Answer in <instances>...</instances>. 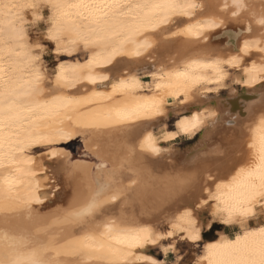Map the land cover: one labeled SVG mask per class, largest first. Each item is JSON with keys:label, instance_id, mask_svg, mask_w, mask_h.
<instances>
[{"label": "bare ground", "instance_id": "bare-ground-1", "mask_svg": "<svg viewBox=\"0 0 264 264\" xmlns=\"http://www.w3.org/2000/svg\"><path fill=\"white\" fill-rule=\"evenodd\" d=\"M217 1L215 5L219 14L207 13L209 0H195L202 7L194 10L195 15L191 19L173 17L169 24L154 32H145L137 37L136 45L129 44L114 55L111 47L90 46L86 59L60 61L51 77L40 61L35 65L43 77L41 99H48L50 95L83 98L93 93L111 94V86L120 80H135L143 87L112 94L111 101L93 98L97 99L96 103L66 109V115L71 116V120L64 118L48 122V127L42 131L50 137L51 143L35 145L25 153L33 158L34 163L30 167L38 173L33 178L34 182H38L34 189L35 198L30 202L25 198L31 189L17 184L9 191L3 184L4 173L0 171V260L27 255L33 249L47 248L49 251L43 258L53 264H93L83 257L58 256L56 253L70 251L77 239L87 232L99 235L105 231V223L112 221L120 229L147 228L154 237L164 238L155 245H145L143 252L134 250L137 255L151 256L164 262L153 254V249L161 244L163 253H166L164 249L168 246L162 241L172 239L175 242L178 239L195 245L203 243L202 252L194 263L202 264L201 258L206 254L208 245L234 241L237 236L243 235L246 227L250 230L264 226V223L246 226L250 218L241 224L238 218L230 219L221 210L225 206L224 201L236 195L223 186L228 185L231 176L244 166L252 151L250 145L257 139L258 127L264 120V96L260 94L264 89H261L264 72L255 74L256 79L252 82L250 74L245 71L252 67V61L258 67L261 65L257 49L264 48V26L257 21L264 17V0H242V8H237L233 0ZM2 2L13 4V0ZM9 11L15 13L16 10L0 9L3 13L0 14V21L7 19ZM36 12L37 15L42 14L41 11ZM233 12L237 15L234 16ZM22 15L25 40L12 41V47L15 52H21L16 44L26 43L32 48L33 55L40 56L29 33V18L24 12ZM242 15L248 16L261 33L249 34L250 22L231 32V19ZM209 20L213 24H205L199 37L183 31L188 24ZM0 27L4 28L0 34V48H3L8 39L7 24H0ZM221 36L226 37L223 38L225 41L212 46L213 40ZM145 37L150 47L143 46ZM210 40L212 42L207 43ZM254 40L260 43L250 46L247 54L240 51L245 41ZM207 47L225 54L206 53ZM59 50L71 54L75 46L64 43ZM137 50L141 53L138 56L134 54ZM167 51L172 52L165 54L166 59L163 55L165 60H162L161 54ZM109 56L111 62L104 63ZM237 56L240 57L238 66L227 63ZM94 58L100 61V65L89 68L88 62ZM22 59V55L13 56L14 61ZM194 60L215 67L199 69L203 79L198 83H185L172 77L171 87L156 88L157 83L167 84L170 74L183 71ZM60 65H64L67 75L71 76L75 70L80 77L74 88L54 87ZM144 68H152L146 72L151 76L153 85L147 81V87L144 86L141 76ZM230 69L236 71L234 80L240 86L234 92L231 89L221 95L220 89L230 79ZM89 71L97 77L107 76L108 80L97 79L95 84H91L83 79ZM11 74L14 79L21 75L19 72ZM137 105L145 107L126 121L115 122L114 117L110 119L107 116L111 108ZM178 112L181 113L176 115L175 129H163L161 134L155 131L157 126H165L168 118ZM60 129L69 135L61 136ZM148 136L151 137L150 144L146 141ZM183 136L197 137L186 151L164 144ZM77 138L99 158L98 184L94 179V165L85 163L88 160L81 158H74L70 164V151L60 146ZM41 147L45 151L37 152L36 148ZM147 174L154 178L149 179ZM217 184L222 185L220 193L217 192ZM138 190L142 194L141 200L134 203L129 198L132 192ZM209 192L214 196L223 193L221 200L210 198ZM93 198L104 201L100 214L86 219L76 217L75 210ZM206 211L212 216H219L218 224H239L243 230L234 237L218 231L215 238L204 239L203 232L211 228L208 225L214 224L211 218L205 216ZM254 211L257 213L255 217L260 216L259 206ZM186 212L191 214L194 228L198 230V240L191 239L192 229L180 230L187 227V218L182 219ZM176 225L178 227L174 230ZM168 232L173 235L168 237ZM104 242L108 243L107 237Z\"/></svg>", "mask_w": 264, "mask_h": 264}, {"label": "snow or ice", "instance_id": "snow-or-ice-1", "mask_svg": "<svg viewBox=\"0 0 264 264\" xmlns=\"http://www.w3.org/2000/svg\"><path fill=\"white\" fill-rule=\"evenodd\" d=\"M237 8L244 7L242 0H233ZM202 7L195 0H24L16 4H4L0 0V9H15V13L9 11L7 19L0 21V24H7L8 39L6 46L0 48V171H3V184L9 191L17 184H23L31 189L26 196L30 202L35 198V187L38 182L33 178L37 172L32 170L30 165L34 163L31 156L25 155L26 151L39 144H50V137L42 131L48 127V122L53 119H69L65 110L72 106L81 104H93L97 99L111 101L112 94L125 93L129 90L143 87L135 80H120L111 86V94L93 93L90 97L75 98L60 95H50L48 99H41L44 90L41 87L42 75L35 65L40 61L39 55L32 54V48L26 43H18L16 47L21 52H15L12 41L25 40L22 13L26 10L31 12L32 23L43 21L47 28V35L42 38L56 43L57 51L61 44L75 46L83 43L85 48L90 46L111 47L112 54L122 51L127 45L137 44V37L148 31H156L162 25L170 23L173 17L191 19L194 10ZM227 7V5H225ZM37 9H47L50 13L47 20L42 15H37ZM0 14H3L0 12ZM233 15H237L233 12ZM264 26V17L257 21ZM19 24V26H18ZM212 25L213 21L203 23L197 21L188 24L183 31L199 37L202 28ZM251 31V29H249ZM4 28L0 27V34ZM260 41H245L241 52L247 54L250 46L258 45ZM144 47H150L147 38L143 41ZM35 48L43 51L40 43ZM26 49V50H25ZM67 51V47H65ZM261 55V65L258 67L252 61V67L245 69L250 74V81L254 82L259 72H264V48H258ZM135 55L141 53L137 50ZM21 61H14L13 56H21ZM111 56L104 63H110ZM219 63V62H216ZM227 63L238 66L240 57H233ZM15 65V67H13ZM100 61L89 60L88 67H96ZM213 64H201L192 61L186 65L183 71H178L169 76L167 84L157 83L156 88L172 86V77L182 80L185 83H198L203 77L199 75L201 68H214ZM60 71L56 73V84L54 87L74 88L80 77L73 70L71 76L64 71V65H60ZM12 72H19L21 75L13 78ZM27 77V78H25ZM84 80L95 84L97 79L108 80L107 76H95L89 71L83 77ZM163 80L164 77H161ZM97 98V99H93ZM145 106L135 107H114L108 110V118H115V122L126 121L138 110ZM61 136L69 135L62 129L58 130ZM150 144L151 137H146ZM252 151L246 158L244 166L240 167L236 174L231 176L228 185L223 187L236 195L224 201V208L221 209L229 218L236 217L241 224L246 219L257 215L254 209L259 206L260 215H264V120L258 127V137L250 145ZM222 185L217 184V192L220 193ZM220 195L214 196L209 192V197L217 201L221 200ZM115 199V197H113ZM104 201L93 198L80 208L75 210L74 215L86 219L99 215ZM207 203V201H205ZM190 213H184L187 218V227L181 231L192 229L191 239L198 240V230L194 228V221ZM211 227V225H208ZM174 230L178 225L173 226ZM172 232L167 236L171 237ZM107 237L108 243L104 242ZM163 237H154L147 228L120 229L114 222L105 223V231L99 235L87 232L79 237L68 252H57L59 255H73L86 258L93 264H163L162 261L151 256L137 255L134 250L143 252L145 245H155ZM164 243L172 247L170 240ZM169 249H164L167 252ZM49 249H33L27 255H16L9 260H0V264H53L52 261L43 257ZM205 255L201 258L202 264H264V226L255 229L245 228L242 236H237L234 241H225L220 244L208 245Z\"/></svg>", "mask_w": 264, "mask_h": 264}, {"label": "rangeland", "instance_id": "rangeland-1", "mask_svg": "<svg viewBox=\"0 0 264 264\" xmlns=\"http://www.w3.org/2000/svg\"><path fill=\"white\" fill-rule=\"evenodd\" d=\"M209 1H210V6H209L210 8H209L207 13L213 14V15L219 14L218 10H217L218 8L215 5V3H218V1L217 0H209ZM20 2H24V1H22V0L21 1L20 0L14 1L13 0V4L14 3L15 4L20 3ZM36 2L39 3L40 1L36 0ZM36 11H39V12L41 11V13H42L41 15L45 17V20H47V16L50 14L47 9H43V10L37 9ZM24 13L29 18V20H28L29 33H30V36H32V39L34 40L35 45H36V43H40L43 47L42 52L37 50L35 47H34V49L40 53V64L47 70L50 77L53 75L54 69L60 61H66L67 62V61H74L77 59H81V60L86 59V56L88 54V49L84 47L83 43L76 44L75 45V51H73L71 54H66L63 50H59L56 52L55 51L56 43H54L53 41L44 40L42 38L44 36V34L47 35V28L49 27V25H45V23L43 21H37L35 23H32L33 17L31 15V12L26 10V11H24ZM245 15H242L239 18H234V20L230 18L231 22H232L231 26H230V28H232V29L229 28L230 31L231 30L234 31L235 29H238L239 27H243L245 23L250 22V25H251V31L250 32L251 33H249V34H251V35L260 34L261 32L259 31V27H257V25L255 23H253V21L249 20L250 18L248 16H245ZM226 16L229 17L227 14H226ZM228 21H229V19L227 18V22ZM224 37L225 36L218 37L217 39L213 40L214 42H212V40H210L207 43L212 42L213 43L212 46H215L217 44V42H224L225 41V39L223 40ZM207 43L205 45H207ZM62 46H64V43L61 44V47ZM207 48L208 49H205L206 53L211 54L212 52L216 51L215 49L212 50L213 48H209V47H207ZM209 49L212 51H210ZM171 52L172 51H167L166 53L161 54L160 57L162 58L165 56V54L167 55ZM215 54L224 55L225 53L223 51L219 50V53L215 52ZM164 58L166 59L167 57L165 56ZM164 58H162V60H165ZM145 69L146 68L141 70V72L143 71L141 73V76L144 80L143 81L144 86L147 87V85H148L147 81L151 80V76L146 71H148L147 69L151 70L152 68H147L146 70ZM229 73H230V79H228L223 84V86H222L223 88L220 89V91H219V93L221 95H225L227 92L231 91V89L233 90L231 92H234L235 88L240 86V84H236L237 82H235V80H234V75H235L236 71L233 72V69H230ZM150 84L153 85V82L150 81ZM263 88H264V85L262 86L261 89H263ZM260 94L264 96V89L260 92ZM179 113H181V112H178V113L172 115L171 117H169L168 120L166 121L165 126L164 125L157 126L155 128V131L158 134H161V131L163 129H175L176 128L175 120L177 118L176 115H178ZM221 119H223V118H221ZM223 122H224V120H223ZM196 138H197L196 136L192 137V138H188V137L183 136V137H180L177 140L172 141V142H164V144L167 146L170 145V147L171 146H175L177 148L179 147V149L181 151H183V150L186 151L188 145L193 143L196 140ZM60 146L65 147L66 149H68L70 151V153H71V156H70L71 159L69 161L70 164H72L74 162L73 161L74 158L85 159V160H88V162H85V163L93 164L94 165V167H93L94 179H95L96 183L98 184L97 178H98V173L100 172V168L98 166L99 165V158H97L93 153H91V151L85 146V144L82 142V140L77 138V139L73 140L72 142L62 143V144H60ZM61 149L63 150V148H61ZM36 151L41 153V152H44L45 150H44V148L41 147V148H36ZM81 163H84V161ZM155 173H157V172H154V174ZM154 174H152V175H154ZM146 177H149L148 174ZM150 178L151 177H149V179ZM153 178L154 177H152L151 179H153ZM146 179H148V178H146ZM141 195H142L141 191H139V190L137 192H132L129 200L134 201V203H139L141 200ZM205 216L211 218L213 220V223L216 222V224H215L214 228L209 229V230H205L203 232L204 239H213L218 235V231L220 230V227H219L220 224H218V222L220 220L219 216H212L209 214L208 211L205 212ZM257 217L258 218L262 217L264 219V215H260ZM257 217L250 218L246 222L245 225L246 226H248V225L254 226L255 225L254 222L258 221ZM253 219H255V220L253 221ZM240 229H241V231L243 230L241 226H240ZM166 240H170L171 243L173 242L172 239H166ZM173 243H172V247L170 248L169 244L164 243V241H162V244H167V246H168L169 250L166 252L167 254L163 253V247L161 244L153 249V254L156 257L164 259L163 264H194V263H196V258L198 256V254L201 253L202 249H203V243H199L198 245H195V244H189L183 240L180 241L178 239ZM175 247L177 248V250L175 249Z\"/></svg>", "mask_w": 264, "mask_h": 264}, {"label": "crops", "instance_id": "crops-1", "mask_svg": "<svg viewBox=\"0 0 264 264\" xmlns=\"http://www.w3.org/2000/svg\"><path fill=\"white\" fill-rule=\"evenodd\" d=\"M254 221V219H253ZM264 222V219L263 218H258V221L257 222H254L255 225L257 224H260V223H263ZM216 222H214L215 224ZM212 225L211 228H214L215 225ZM220 230L219 231H222L223 233H225L226 235L230 236V237H234L238 232L241 231L240 229V226L238 224H233V225H223V224H220ZM210 228V229H211Z\"/></svg>", "mask_w": 264, "mask_h": 264}, {"label": "trees", "instance_id": "trees-1", "mask_svg": "<svg viewBox=\"0 0 264 264\" xmlns=\"http://www.w3.org/2000/svg\"><path fill=\"white\" fill-rule=\"evenodd\" d=\"M73 140L69 141V142H72ZM69 142H66V143H69Z\"/></svg>", "mask_w": 264, "mask_h": 264}]
</instances>
